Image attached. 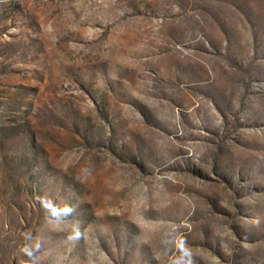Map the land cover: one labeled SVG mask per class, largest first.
Segmentation results:
<instances>
[{
	"label": "rangeland",
	"instance_id": "1",
	"mask_svg": "<svg viewBox=\"0 0 264 264\" xmlns=\"http://www.w3.org/2000/svg\"><path fill=\"white\" fill-rule=\"evenodd\" d=\"M36 242L264 264V0H0V264Z\"/></svg>",
	"mask_w": 264,
	"mask_h": 264
},
{
	"label": "clouds",
	"instance_id": "2",
	"mask_svg": "<svg viewBox=\"0 0 264 264\" xmlns=\"http://www.w3.org/2000/svg\"><path fill=\"white\" fill-rule=\"evenodd\" d=\"M39 202L44 206L45 210L49 213V215H53L51 212L52 208L57 209V213L53 216V218H57L61 221L67 220L71 218L75 212V209L71 205H63L62 207L60 205L54 204L51 200L45 198H40ZM69 241H77L82 238V232L79 227V224L75 225L70 233L66 237ZM26 240L31 241L32 237L31 236H26ZM42 244L40 242H36L34 244H26L22 249V253L28 257L31 261L32 264H38V261L36 259V254L41 250ZM190 256V253H189ZM189 264L191 262L189 261Z\"/></svg>",
	"mask_w": 264,
	"mask_h": 264
},
{
	"label": "bare ground",
	"instance_id": "3",
	"mask_svg": "<svg viewBox=\"0 0 264 264\" xmlns=\"http://www.w3.org/2000/svg\"><path fill=\"white\" fill-rule=\"evenodd\" d=\"M88 189V188H87Z\"/></svg>",
	"mask_w": 264,
	"mask_h": 264
}]
</instances>
